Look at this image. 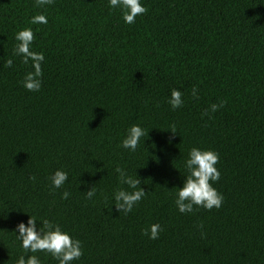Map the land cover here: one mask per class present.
<instances>
[{
	"label": "trees",
	"instance_id": "obj_1",
	"mask_svg": "<svg viewBox=\"0 0 264 264\" xmlns=\"http://www.w3.org/2000/svg\"><path fill=\"white\" fill-rule=\"evenodd\" d=\"M143 3L128 25L108 0H0V264L24 254L13 230L29 215L82 242L72 264H264V0ZM41 13L47 23L32 24ZM25 27L45 56L39 92L21 84L31 61L13 55ZM172 89L184 99L175 110ZM132 124L149 133L134 153L119 147ZM194 146L219 153L224 201L181 214L176 187ZM117 167L146 191L127 215L112 210L113 192L127 189ZM56 169L68 172L59 189ZM155 223L163 231L151 240Z\"/></svg>",
	"mask_w": 264,
	"mask_h": 264
},
{
	"label": "clouds",
	"instance_id": "obj_2",
	"mask_svg": "<svg viewBox=\"0 0 264 264\" xmlns=\"http://www.w3.org/2000/svg\"><path fill=\"white\" fill-rule=\"evenodd\" d=\"M53 3V0H36V5L43 7ZM111 9H120L122 19L125 24L135 23L136 17L147 12L143 0H108ZM32 24H46L47 18L43 13L35 15L31 20ZM16 45L13 55L22 58L24 64L31 61L32 71L25 74L21 81L22 86L29 92H39L42 87L43 70L42 64L45 60L43 52H37L32 49L35 34L31 27H25L15 34ZM12 59L6 61V66L11 67ZM193 97L197 96V89H192ZM168 104L173 110L183 106V93L179 89H172ZM225 106V101L213 103L202 115L211 118V114L216 113ZM175 133V131H171ZM149 133L139 124H132L128 127L126 135L120 142L119 147L130 152H136L141 142V138ZM219 153L212 149H202L192 147L187 158L184 160L183 167L185 173L182 176V187H176L175 206L179 213H192L194 208H203L211 211L214 207H222L224 196L214 186L220 180L221 172L217 165L219 163ZM118 174V180L121 185H127L117 188L113 192V206L119 214L125 215L132 212L134 207L145 197L146 191L141 187V179L137 175L133 177L121 167L115 169ZM34 179V178H33ZM68 180V172L63 169H56L50 177L51 187L53 189L61 188ZM95 185L86 192L87 198L92 199L96 195ZM69 192L62 193L63 199H68ZM39 223V227H38ZM199 227L203 228V225ZM163 228L159 223L151 224L144 230V235L151 240L159 239ZM16 239L20 241V247L24 250L16 259V264H42L39 256L35 253L42 252L50 255L58 264H72L78 261L83 255L82 242L75 238L69 231L64 230L58 223L47 219L38 220L35 216L29 215L27 223L20 222L16 229ZM32 253V255H28Z\"/></svg>",
	"mask_w": 264,
	"mask_h": 264
}]
</instances>
